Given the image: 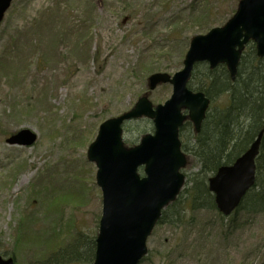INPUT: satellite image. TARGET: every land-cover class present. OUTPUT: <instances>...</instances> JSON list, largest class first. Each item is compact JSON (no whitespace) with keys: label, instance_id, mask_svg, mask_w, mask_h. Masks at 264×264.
Here are the masks:
<instances>
[{"label":"rangeland","instance_id":"1","mask_svg":"<svg viewBox=\"0 0 264 264\" xmlns=\"http://www.w3.org/2000/svg\"><path fill=\"white\" fill-rule=\"evenodd\" d=\"M240 1L12 3L0 25V255L12 257L26 215L35 220L32 235L49 230L61 213L73 234L96 240L103 198L87 151L100 125L130 111L144 95L154 106L169 100L172 85L150 91L149 76L181 71L191 40L224 26ZM23 129L37 135L32 146L7 143ZM153 131L148 119L128 122L125 145L134 147ZM183 133L181 142L190 146L193 128ZM185 154L189 164L183 173L197 172L194 156ZM139 174L144 176L142 169ZM217 214L194 212L176 226L157 225L141 264H264V214L241 213L233 224L227 218L221 224ZM30 249L21 253L20 264L33 257Z\"/></svg>","mask_w":264,"mask_h":264},{"label":"water","instance_id":"2","mask_svg":"<svg viewBox=\"0 0 264 264\" xmlns=\"http://www.w3.org/2000/svg\"><path fill=\"white\" fill-rule=\"evenodd\" d=\"M13 1L0 0V25ZM250 42L256 46L257 57L264 59V0H241L224 26L195 36L181 71L172 77L165 73L149 77L150 91L172 85V95L164 104L154 106L144 95L130 111L100 125L88 148V160L96 164V181L103 197L94 264H140L147 256V241L163 210L176 201L184 187L182 170L187 166V157L181 149L180 129L190 120L195 132L200 133L210 105L204 93L188 88L194 69L201 63H207L212 70L225 65L230 79L235 81L243 51ZM140 119L152 121L154 131L128 148L123 126ZM263 136L264 130L234 164L222 166L209 178V191L225 217L239 207L256 183L255 161ZM37 138L34 132L23 129L7 143L30 147ZM0 264L15 262L0 255Z\"/></svg>","mask_w":264,"mask_h":264},{"label":"trees","instance_id":"3","mask_svg":"<svg viewBox=\"0 0 264 264\" xmlns=\"http://www.w3.org/2000/svg\"><path fill=\"white\" fill-rule=\"evenodd\" d=\"M86 40L88 33L85 34ZM202 71L197 84L189 83V89L203 92L210 99L211 106L199 134H193L190 146L182 142L183 152H189L197 161L198 171L186 176L184 189L178 199L162 212L158 225L181 224L194 212L217 211L214 196L208 189V180L222 166L232 165L242 156L264 130V60L256 56V49L250 43L242 54L236 80L230 79L224 65L211 70L207 64H197L194 79ZM192 81V80H191ZM190 81V82H191ZM192 124L186 122L180 129L192 131ZM189 164V163H188ZM72 198H78L75 189ZM69 191V190H68ZM67 191V192H68ZM66 192V193H67ZM63 195L66 201L68 194ZM49 196L43 200L45 213L50 216L47 205ZM257 217L264 214V137L260 154L256 159V183L243 199L237 211L227 219L233 224L238 214ZM53 215V214H51ZM223 224L226 217L218 212ZM168 216H173L172 219ZM14 239L12 257L20 264L22 252L30 248L32 258L28 264H93L95 241H85L79 233L73 234L71 221L63 224L61 213L53 217L52 227L45 232L31 234L32 218L22 217ZM150 254V251L149 253ZM5 257V256H4Z\"/></svg>","mask_w":264,"mask_h":264},{"label":"bare ground","instance_id":"4","mask_svg":"<svg viewBox=\"0 0 264 264\" xmlns=\"http://www.w3.org/2000/svg\"><path fill=\"white\" fill-rule=\"evenodd\" d=\"M188 122H190V123L192 124V127H193V123H192L190 120H189ZM179 138H180V133H179ZM180 140H181V138H180ZM251 145H252V144H251ZM249 148H250V147H249ZM256 159H257V158H256ZM233 164H234V163H233ZM255 165H256V161H255ZM229 166H230V165H229ZM220 168H221V167H220ZM218 170H219V169H218ZM216 173H217V172H216ZM213 176H214V175H213ZM213 176H211V177H213ZM211 177H210V178H211ZM210 193H211V192H210ZM211 194H212V193H211ZM212 195H213V194H212ZM213 196H214V195H213ZM244 198H245V197H244ZM244 198H243V199H244ZM242 201H243V200H242ZM242 201H241V203H242ZM214 202H215V197H214ZM241 203H240V205H241ZM240 205H239V206H240ZM238 208H239V207H238ZM238 208H237V209H238ZM237 209H236V210H235L230 216H232V215L237 211ZM230 216H229V217H230Z\"/></svg>","mask_w":264,"mask_h":264}]
</instances>
